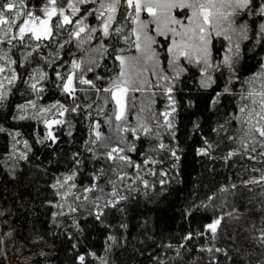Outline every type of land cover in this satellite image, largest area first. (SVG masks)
<instances>
[{
    "label": "snow or ice",
    "instance_id": "snow-or-ice-1",
    "mask_svg": "<svg viewBox=\"0 0 264 264\" xmlns=\"http://www.w3.org/2000/svg\"><path fill=\"white\" fill-rule=\"evenodd\" d=\"M20 256L264 264V0H0V264Z\"/></svg>",
    "mask_w": 264,
    "mask_h": 264
},
{
    "label": "trees",
    "instance_id": "trees-1",
    "mask_svg": "<svg viewBox=\"0 0 264 264\" xmlns=\"http://www.w3.org/2000/svg\"><path fill=\"white\" fill-rule=\"evenodd\" d=\"M196 171L199 172L200 169L197 168ZM195 177H196V172H194V173L192 174V178L194 179ZM149 207H151V206L149 205ZM26 235H27V232H26V231H22V232H21V236H20V240H23L24 236H26ZM18 243H19V241H18ZM9 247L11 248V245H9ZM125 259L127 260V257H125ZM22 260H23V256H20L19 259L12 260V261L10 262V264H21V261H22ZM127 264H133V261H131V260H127Z\"/></svg>",
    "mask_w": 264,
    "mask_h": 264
}]
</instances>
